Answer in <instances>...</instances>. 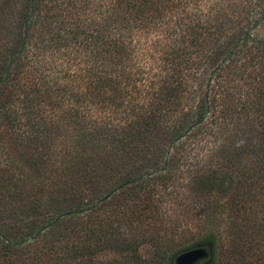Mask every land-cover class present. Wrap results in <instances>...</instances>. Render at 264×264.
I'll use <instances>...</instances> for the list:
<instances>
[{
    "label": "trees",
    "instance_id": "16d2710c",
    "mask_svg": "<svg viewBox=\"0 0 264 264\" xmlns=\"http://www.w3.org/2000/svg\"><path fill=\"white\" fill-rule=\"evenodd\" d=\"M7 141L0 264H264V0H0Z\"/></svg>",
    "mask_w": 264,
    "mask_h": 264
},
{
    "label": "rangeland",
    "instance_id": "374dc122",
    "mask_svg": "<svg viewBox=\"0 0 264 264\" xmlns=\"http://www.w3.org/2000/svg\"><path fill=\"white\" fill-rule=\"evenodd\" d=\"M66 136H68V134H66ZM68 141V137H64V136H59L57 138V141L55 142V147L53 152L54 153H59L62 156L67 155L66 153L71 150L72 147H70V144ZM5 146L3 148V152L7 154V156L3 153H0V167L3 166V164L5 163L4 158H7L9 161L10 165H13L15 167V171L18 172L19 169H22V171H27L26 169V163H25V158H26V154L25 151L19 147H17V144L11 142V141H7L5 144ZM2 150L0 149V152ZM6 159V160H7ZM4 161V162H1ZM11 171V170H10ZM12 172L14 173V170H12ZM182 185H185L186 181L182 180ZM155 196H154V194ZM157 191L152 190V195L154 196V199L157 200V196H156ZM181 197H182V203H183V207L181 209L184 210V206L190 207V199H191V193H190V188L189 187H184L181 190ZM184 198V199H183ZM178 200V199H177ZM158 206L161 208L162 213H164L165 215H170L171 210L175 207L173 205V201H171V199H169V197L163 198L162 199H158V201L154 202V207ZM184 242V241H183ZM186 250V249H185ZM184 251V250H183Z\"/></svg>",
    "mask_w": 264,
    "mask_h": 264
},
{
    "label": "water",
    "instance_id": "95a60500",
    "mask_svg": "<svg viewBox=\"0 0 264 264\" xmlns=\"http://www.w3.org/2000/svg\"><path fill=\"white\" fill-rule=\"evenodd\" d=\"M210 251L207 247L196 246L175 255L173 264H202L209 260Z\"/></svg>",
    "mask_w": 264,
    "mask_h": 264
}]
</instances>
